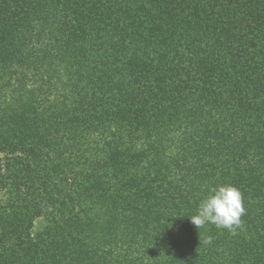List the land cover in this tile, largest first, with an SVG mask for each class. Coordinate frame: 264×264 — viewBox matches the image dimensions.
Masks as SVG:
<instances>
[{
  "label": "trees",
  "instance_id": "1",
  "mask_svg": "<svg viewBox=\"0 0 264 264\" xmlns=\"http://www.w3.org/2000/svg\"><path fill=\"white\" fill-rule=\"evenodd\" d=\"M0 264H264V0H0Z\"/></svg>",
  "mask_w": 264,
  "mask_h": 264
},
{
  "label": "clouds",
  "instance_id": "2",
  "mask_svg": "<svg viewBox=\"0 0 264 264\" xmlns=\"http://www.w3.org/2000/svg\"><path fill=\"white\" fill-rule=\"evenodd\" d=\"M210 193L200 201L196 213L189 217L191 223L197 229L213 224L235 234L246 211L241 191L232 185H220L210 189ZM206 242L211 243V237Z\"/></svg>",
  "mask_w": 264,
  "mask_h": 264
},
{
  "label": "rangeland",
  "instance_id": "3",
  "mask_svg": "<svg viewBox=\"0 0 264 264\" xmlns=\"http://www.w3.org/2000/svg\"><path fill=\"white\" fill-rule=\"evenodd\" d=\"M41 224V222H38V226Z\"/></svg>",
  "mask_w": 264,
  "mask_h": 264
}]
</instances>
